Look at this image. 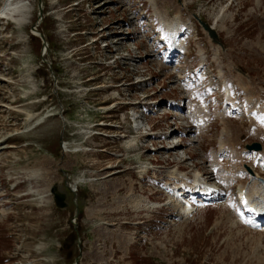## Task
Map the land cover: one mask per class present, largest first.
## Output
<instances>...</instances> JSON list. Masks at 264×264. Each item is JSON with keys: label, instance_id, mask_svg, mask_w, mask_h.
Returning a JSON list of instances; mask_svg holds the SVG:
<instances>
[{"label": "rangeland", "instance_id": "374dc122", "mask_svg": "<svg viewBox=\"0 0 264 264\" xmlns=\"http://www.w3.org/2000/svg\"><path fill=\"white\" fill-rule=\"evenodd\" d=\"M14 1L32 12L21 26L0 20V264H264V224L238 194L264 180V0H41V15L38 0ZM220 10L217 52L193 14L213 23ZM174 43L186 52L171 55ZM117 93L140 104L135 127L175 131L181 148L131 132L124 107L98 111ZM100 121L122 129L88 139ZM253 143L261 151H246ZM139 159L153 168L143 180ZM174 169L189 178L184 201L196 175L220 194L182 217L169 201ZM61 171L77 191L63 188L69 207L57 211L49 188L63 187ZM131 198L156 207L135 211Z\"/></svg>", "mask_w": 264, "mask_h": 264}, {"label": "bare ground", "instance_id": "6f19581e", "mask_svg": "<svg viewBox=\"0 0 264 264\" xmlns=\"http://www.w3.org/2000/svg\"><path fill=\"white\" fill-rule=\"evenodd\" d=\"M27 4H29V3L27 2ZM31 12H32V7H28L26 4H22V2H19V1L8 0V1H6L4 3V6L2 7V9L0 11V18L1 19H3V18L7 19V17H10L9 20H12L13 23L18 24V25L21 26V25L25 24V20L28 19L27 17L30 16ZM160 16H162L161 17L162 20L165 19V15H160ZM210 17H211V19H213V23H212L211 26L215 30L219 31V29L217 28L218 23H222L223 20L226 18L223 15V10H220L217 14L210 15ZM176 20H177V18H176ZM165 21L167 22V20H165ZM180 21H182V20H180ZM172 24L168 23V22L166 23L168 28H171ZM176 24L178 26V22ZM36 27L37 26H35V28ZM220 28H221V24H220ZM93 42H96V40H94ZM106 43H105V46H102L103 49H107L108 46L106 45ZM173 48H174V50L176 52H181V50H182V46H174ZM218 49H220L219 46L216 48L217 52H218ZM198 54H201L200 49H198ZM128 147L130 149H128V148H125V149L126 150H131V148H132V150H133V148L135 146L133 144H130ZM63 151H64V153L68 152V146L66 144L63 145ZM220 151H224V145H222V143L220 144ZM140 172L142 173L143 170H141ZM33 177H36L35 173H33ZM167 177L169 178L170 181L174 180V181H176L179 184L178 186L175 185L172 188L174 193L172 194V196L169 195V201L173 202L175 204L174 207L178 208V210L182 214V217L183 216H187V217L191 216L192 213H193V209L188 204L183 203L179 199V197L182 196L181 195L182 193L178 192V190H182L183 188H185V186L187 184V180H186L187 178L184 177L178 170H175V171L173 170L170 173L168 172ZM77 181L78 182H76V183L74 182L75 185L77 183L86 182V180H83V179H78ZM194 181H195L194 185H195V188H196L194 190L199 192L200 196L205 197V196H209V195L212 196L213 195L212 192L215 191L213 186H211L210 183L206 184L204 182V180L202 179V177L196 175V177H194ZM251 182L252 183H251V185L249 187H246L245 185H241L240 188L242 186H244V188L243 189L239 188V193L238 194L241 197V199H243L244 207L246 209H248L247 211L251 212L252 216H254L256 218H259V216L263 217L262 211L264 210V184L259 182L257 177L253 178ZM69 187H70L71 191H74V189L72 188V184H69ZM200 196H198V198ZM129 201L132 204L133 210H135V211L150 210L151 208L156 207V206H154V204H152V205L142 204L143 203V198H135V199L131 198ZM155 204H157V203H155ZM262 223L264 224V222H262ZM131 241H132L131 237L128 236L127 239H126V245L129 244Z\"/></svg>", "mask_w": 264, "mask_h": 264}, {"label": "water", "instance_id": "95a60500", "mask_svg": "<svg viewBox=\"0 0 264 264\" xmlns=\"http://www.w3.org/2000/svg\"><path fill=\"white\" fill-rule=\"evenodd\" d=\"M38 12H39V15L42 14V3H41V0H38ZM194 18L199 22V24L202 26L204 31H206L208 33V36H209L211 42L214 43V44H217V45H221V42H220V39H219V36H218L216 30L212 26H210L207 22L202 21L199 18H197V16L194 15ZM36 25L37 24H34L32 29H35ZM39 37L42 40L43 46H45L46 45V41L44 39V36L42 34H39ZM59 144H60V146L62 145V138L61 137H60V140H59ZM246 149L249 150V151H260L261 150V145L258 144V143H254V144H252L250 146H246ZM61 173L66 178L64 180V182H63V187L59 186V184H53V185L50 186L49 192L52 195V200H53L55 208L58 209V210L63 211V210L68 209L69 203H68V195L62 189L64 188L65 190H68L69 192H72V191L70 190V187H69V184H68L69 176L67 175V173L65 171H61ZM73 204H74V206L76 208V206H77L76 200L73 201ZM77 215H78V209L76 208L74 217H77ZM74 230L76 231V229H74ZM77 238H78L77 242H78V244H80L78 233H77ZM77 263H78V259L75 260V264H77Z\"/></svg>", "mask_w": 264, "mask_h": 264}]
</instances>
